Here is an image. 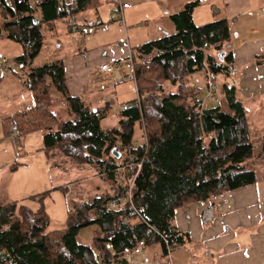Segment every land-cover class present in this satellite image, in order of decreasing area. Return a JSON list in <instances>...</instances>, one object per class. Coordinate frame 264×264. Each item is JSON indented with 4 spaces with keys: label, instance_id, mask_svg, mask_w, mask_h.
Instances as JSON below:
<instances>
[{
    "label": "trees",
    "instance_id": "obj_1",
    "mask_svg": "<svg viewBox=\"0 0 264 264\" xmlns=\"http://www.w3.org/2000/svg\"><path fill=\"white\" fill-rule=\"evenodd\" d=\"M104 3L0 0V39L12 40L22 49L11 58L14 66H4L22 78L31 95L27 108L0 117L4 137L13 141L20 156L25 137L39 131L51 172L68 179L65 164L92 166L109 186L104 193L82 199L70 197V185L53 187L66 190L71 211L66 208L65 229H48L44 199L50 189L28 197L38 203L35 211L1 200L0 264H125L123 248L139 240L164 253L166 245L176 249L190 243L188 233L176 225L177 209L212 203L217 196L258 180L257 171L245 164L254 148L239 96L231 24L226 18L196 24L192 13L199 0L169 16L174 32L131 50L127 63L133 77L121 84L112 80L113 85L134 84L136 95L131 108L113 112L115 121L108 127L103 121L110 117L114 98L98 105L70 93L64 58L58 55L62 41L71 34L81 35L83 26L102 25ZM114 11L122 12L120 7ZM63 24H78V29L63 34ZM50 38L52 56L37 64L35 59L50 45ZM262 57L257 56L256 62ZM118 69L121 77L126 75L121 64ZM209 81L218 84L217 102L205 98ZM55 94L66 103V119L54 110ZM202 94L204 109L197 106ZM12 126L17 132L14 139ZM260 145L259 153H264V134ZM18 164L13 161L9 169L14 171ZM128 195L141 209L139 218L125 201ZM115 197L125 202L111 209L108 202ZM88 226L95 227L89 244L78 240L80 230Z\"/></svg>",
    "mask_w": 264,
    "mask_h": 264
},
{
    "label": "crops",
    "instance_id": "obj_2",
    "mask_svg": "<svg viewBox=\"0 0 264 264\" xmlns=\"http://www.w3.org/2000/svg\"><path fill=\"white\" fill-rule=\"evenodd\" d=\"M104 1L105 5L100 9L104 23L94 26L91 38L68 35L59 52L64 58L70 93L82 97L92 94L95 89L100 90L103 94L95 96L92 103L98 105L110 96L105 92L111 91L96 82L97 75H107L98 70V65L115 61L119 65L127 63L129 50L136 45L162 36L163 31L174 32L175 26L169 16L195 0ZM123 3H129L130 7L122 9V19L117 22H124L125 29L109 21L110 13ZM263 12L264 0H199L192 13L196 24L219 18L230 21L239 96L247 111L251 137L254 132L260 136L264 134V57L256 62L257 56L264 54ZM139 22L146 26L138 25ZM124 35L126 40L121 39ZM7 40L0 39V42L6 44ZM2 51L4 49L0 48V56L5 57ZM16 55H6V66H12L10 57ZM6 66L0 65V109L3 108L1 103L6 104L13 94L5 83V79L13 75ZM21 90L31 103L30 93L25 88ZM7 107L5 113L0 112V117L16 112ZM22 146V154L17 156L12 141L3 135L0 121V201H16L35 211L38 203L28 197L50 189L44 199L49 214L48 229H65L66 190L52 188L70 184L56 171H50L42 150L41 132L28 134ZM13 161L19 163L14 171L9 169ZM257 176V182L219 195L212 203L195 202L176 210V225L188 233L190 243L173 250V264H264V167L261 173L257 171Z\"/></svg>",
    "mask_w": 264,
    "mask_h": 264
},
{
    "label": "rangeland",
    "instance_id": "obj_3",
    "mask_svg": "<svg viewBox=\"0 0 264 264\" xmlns=\"http://www.w3.org/2000/svg\"><path fill=\"white\" fill-rule=\"evenodd\" d=\"M112 22L118 23L117 21H112ZM118 25L119 26L122 25L123 28L125 29L124 22L121 21L120 23H118ZM138 25L146 26V23L139 22ZM163 34L165 35L167 33L165 31H163ZM120 38L121 37H119L118 39H120ZM126 38H127V36L124 35L123 38H121V39L126 40ZM53 41L54 40L52 38H50V41H49L50 45H48V46L46 45L45 47H43L41 54L39 55V57H37L35 59V62L37 64L43 62L45 59H48L49 57L52 56V46L54 44ZM6 42H8V43L4 44L3 42H0V48L4 49V51H2V52L4 53L5 57H7L6 55H16V53H21V46L18 43L14 42L12 40H7ZM80 43H82V42H80ZM66 47H67V45H64V48H66ZM63 51H65V53H67L66 50L63 49ZM58 55H61V54L59 53ZM11 58L12 57H10V59ZM0 65H1V63H0ZM12 66H14V63H12ZM121 68L124 70V74H130L131 73V69L129 68L128 63H126V62L121 63ZM1 69L2 68L0 67V70ZM89 77H91V76H89ZM199 78L200 77H198L197 80L200 83H203V80L199 79ZM5 80H7V81H5V83L8 84V86L10 87V90L13 92V94L10 97L11 99L8 100V102H6V104L2 105L5 102L1 103V106H3V108L0 109V112L1 111L4 112L6 109H9L7 106H9L10 109H12L13 111H20L22 109L27 108L31 103L28 102L27 99L25 98V95L22 94L23 90H21V89L24 88L23 83H22V78L15 77L14 75H9V78L5 79ZM191 81L193 82L194 79H192ZM96 82L99 85H101L102 87L110 88L111 91L105 92V93H107L112 98H114L113 106L109 110V114H110L109 116L110 117L107 120L103 121V124L106 127H108V125H110V123L113 120V115H112L113 112L116 113L119 110H121L122 105H124V104L130 105V100L135 97L136 91L134 89V84H132L130 82H127V83L122 84V85H113L114 82L108 74L107 75H104V74L97 75ZM56 94L54 95L55 99H53L54 110L60 119H66L67 118V111H66V107H65L66 103L61 101L63 99L61 97V94L57 95L58 99L56 98ZM100 94H103V92L95 89V90H93L92 94H88V95L84 96L82 93H80L79 95H83L82 96L83 99L85 101H87L88 103H93L95 96L100 95ZM200 98L203 99L204 94H202L200 96ZM97 103H98V100H97ZM115 113H114V115H115ZM253 134L254 135L252 136V142H253V148H254V156L247 159L245 164L247 165V167L254 168L256 171H258V174H259L263 171V167H264V153H262V152L259 153V150L261 149V145H260V137L261 136H260V134H257L255 132ZM64 166H65L64 168H66V172H68V174H67L68 179L67 178H65V179L69 180V183H70V191H71L70 197L71 198H74V199H77L79 197L81 199L87 198L93 194L104 193L109 189L108 183L105 180L101 179V177L99 175H97V172H95L96 170L92 166H83V167L78 166V167H76L77 165L75 163H72L70 165L65 164ZM76 168H78V169H76ZM94 230H95V227H93V226H88V227L82 228L78 234V240L81 242H84V243H90L91 238L94 234Z\"/></svg>",
    "mask_w": 264,
    "mask_h": 264
},
{
    "label": "built area",
    "instance_id": "obj_4",
    "mask_svg": "<svg viewBox=\"0 0 264 264\" xmlns=\"http://www.w3.org/2000/svg\"><path fill=\"white\" fill-rule=\"evenodd\" d=\"M130 7L129 3H123L120 6V11H122L123 8H128ZM264 14V12H263ZM110 19H117V18H122V12L119 11H113L111 12ZM78 29V24H63L61 27V32L63 34L66 33H73ZM81 35L86 37L87 39L91 38V35L95 32V27L93 26H83L80 29ZM132 51L129 50L128 55L131 53ZM0 63L2 65H6L7 64V59L4 56H0ZM119 64L118 62H105V63H101L98 65V70L102 73H106L109 75L113 76V79L116 81L117 84H121L124 81L123 80H131V78L133 77V73H132V66L130 64V69H131V73L130 74H126L124 76L121 77V72L118 69ZM218 89V84L213 83L211 81H209L208 83V87L206 90V95L205 98L208 99L212 102H217L218 99L215 96V91ZM204 98V99H205ZM200 100L197 103V106L200 109H204L205 108V100ZM132 105H127L124 104L122 106V109H129L131 108ZM17 136V132H16V127L12 126V138H16ZM13 142V141H12ZM139 166V165H138ZM131 195H128L127 199L125 200L126 202H128L129 205V209L131 211V213L136 214L138 216V218L141 216V209L136 208L133 205V202L131 200ZM125 202L122 200V198L120 197H115L112 198L109 202H108V206L111 209H115L117 207V205L119 204V202ZM71 210L69 209V207H67V212H70ZM106 248L108 250L111 249V245L106 244ZM174 248V247H173ZM173 248H171V246L166 245V250L164 253H161L158 248L155 247H151L150 245H148L145 240H139L137 241L134 245L132 246H126L123 248L122 250V258L125 262V264H173V260H172V252H173Z\"/></svg>",
    "mask_w": 264,
    "mask_h": 264
},
{
    "label": "water",
    "instance_id": "obj_5",
    "mask_svg": "<svg viewBox=\"0 0 264 264\" xmlns=\"http://www.w3.org/2000/svg\"><path fill=\"white\" fill-rule=\"evenodd\" d=\"M112 153L115 154L116 157L120 156L119 152H117L115 148L112 149Z\"/></svg>",
    "mask_w": 264,
    "mask_h": 264
},
{
    "label": "bare ground",
    "instance_id": "obj_6",
    "mask_svg": "<svg viewBox=\"0 0 264 264\" xmlns=\"http://www.w3.org/2000/svg\"><path fill=\"white\" fill-rule=\"evenodd\" d=\"M72 23V22H71Z\"/></svg>",
    "mask_w": 264,
    "mask_h": 264
}]
</instances>
